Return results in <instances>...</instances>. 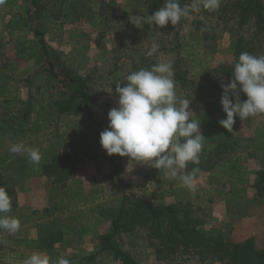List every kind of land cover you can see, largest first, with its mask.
<instances>
[{
	"label": "crops",
	"instance_id": "crops-1",
	"mask_svg": "<svg viewBox=\"0 0 264 264\" xmlns=\"http://www.w3.org/2000/svg\"><path fill=\"white\" fill-rule=\"evenodd\" d=\"M141 1L143 0H39L37 19L33 15L30 17L35 8H31L28 0H5L0 4V175H4V170L11 172L9 178L13 185L7 188V193L11 194L13 200L10 212L5 215L18 218L21 224L19 231L14 234L0 229V264H6L3 261L7 258H14L10 260V264H17L33 251H42L55 261L61 254L62 246H73L66 248L70 251L67 259L71 264H78L79 258L74 257L75 240L68 238V229L65 231L52 227L57 222V208L70 211V205L78 204L77 197L84 192L74 186L77 183L74 179H79L78 175L75 176L76 173H72L77 164L69 174L74 178L68 184L69 187L61 184L60 189L54 185L57 181L51 182V177L41 173L40 163L49 155L62 154L64 143L70 140L68 134L73 129L80 130L81 120L95 124L97 129L99 124L104 129L108 127L107 114L110 109L118 106L115 87L120 83L123 86L128 74L140 68H150L159 62L170 61L174 68L177 95L193 101L191 93L180 87L175 79L178 70L184 71L180 61L184 46L182 42L178 43L175 31L169 30L173 27L144 25L143 29H137L130 23L133 15L143 17L153 14L151 10L137 8L136 4ZM35 29L42 33L46 55ZM170 32L174 34L173 38ZM153 43L159 45L158 51L148 56L147 52ZM49 64L86 83L92 94L89 106L92 120L88 119L85 112L79 113L75 109L68 113L60 112L54 101L62 99L65 89L49 73ZM188 74L189 72L186 73V78L190 81ZM214 109H210V117L214 114ZM190 110L193 112L192 118L201 122L200 131L205 137L202 148L206 152H213L217 140L223 139L218 132L222 126L218 121L209 122L210 118L205 119L204 111H194L192 103ZM65 128L69 130H64ZM99 139L97 134L87 141L84 138L72 141L81 145L89 143L81 170L90 173L93 177L91 182L105 180L104 187L107 188H89L87 194L97 192L103 196L94 202L83 199V203L76 206L81 211L80 217L68 219L76 221L72 224L73 227L87 224V232L94 234L98 247V236L109 231V222L99 215L97 208L106 201V192L111 189V165L107 160V153L105 150L96 152L94 147L98 145ZM18 143L39 149L42 157L39 165L29 163L27 153L9 151L12 145ZM207 146L210 148L207 149ZM253 153L251 151V155ZM249 154L250 148L246 156L249 157ZM241 159L244 160V157ZM117 164L120 166L118 175L134 192L159 182V177L169 178L165 172L149 171V166L135 160H117ZM215 173L219 175L218 181L211 182ZM223 178L226 181V177ZM221 180L218 167L211 172L201 173L194 183H199L200 192L209 194L218 193L221 186L224 187L225 182L222 183ZM49 183L53 189L50 195L46 188ZM225 186L229 191L237 192L230 200L225 198L229 200L228 203H244L245 197L238 194L240 185H237L238 189H231L228 182ZM64 188L66 198H60ZM168 188H173V182H169ZM69 190L71 194H68ZM153 198L154 201L157 200L154 194ZM68 204L69 207L66 206ZM49 217L52 222H48ZM99 223L101 226L105 224V231L100 230ZM241 225L246 226L244 223ZM48 227L61 231L63 241L55 243L50 249H41L37 243L39 235ZM251 237L252 234H245L243 237L233 238L232 242H241ZM98 247L93 253L99 250ZM103 254L105 253L96 256V263ZM73 258L77 259L76 262Z\"/></svg>",
	"mask_w": 264,
	"mask_h": 264
},
{
	"label": "trees",
	"instance_id": "trees-1",
	"mask_svg": "<svg viewBox=\"0 0 264 264\" xmlns=\"http://www.w3.org/2000/svg\"><path fill=\"white\" fill-rule=\"evenodd\" d=\"M31 8H35L31 18L37 19V11L40 8L39 0H28ZM191 3V0H180V4ZM163 5V0H150V9L152 13L157 11ZM206 17L213 11L203 9ZM214 16L220 24H227L232 21L238 32L237 42L233 50V60L228 64L220 65L214 70V79L207 83L193 85L186 78L187 71L178 70L175 74L176 82L180 87H187L193 96L192 107L194 111H204L205 119L210 118V109L220 105L222 89L220 82H229L232 76L234 62L238 59L240 53L249 52L253 55H264V0H231L226 5L220 6ZM173 27V25H170ZM176 33V32H175ZM42 49L45 55L46 49L43 46L42 33L35 29ZM181 68V67H180ZM49 73L65 89L63 97L54 101L61 113H68L72 109L77 112H85L89 120H92L91 110L89 108L92 94L86 83L82 79L68 74L61 68H55L49 64ZM240 99L246 100L247 97L241 94ZM98 125V124H97ZM98 134L104 130L99 124ZM221 138L217 140V146L213 152H206L205 148L199 155V164L188 163L186 172H191L198 168L197 179L203 172H211L214 168L220 169L222 183H229L230 187H236L242 179L240 170L234 166L235 162L241 160V156H235L228 162L223 163L224 154H232L237 147L238 142L233 140L226 133V129L219 128ZM260 139L258 132L255 134ZM255 136V137H256ZM213 141H216L213 138ZM84 147L80 143L67 140L60 156L49 155L45 161L40 163V170L46 177L54 178L57 182H64L69 176L76 164L82 163L86 154L88 144ZM84 149H83V148ZM257 153L264 154V142L256 141L249 146ZM107 160L111 165L109 183L114 194H120L117 204H102L99 206L98 213L109 222V231L98 236V249L95 253L78 259V264H98L95 261L96 256L105 253L119 264H142L133 253L123 247L124 237L134 234L138 229L148 231L149 239L157 244L153 245V250L158 257L165 258L168 262L181 264L185 259L186 264H192L188 259L195 257L194 264H264V250L258 249L254 241L246 239L241 242H231L225 240L221 234H210L200 229L202 220L194 216L195 210L189 202L173 203L165 205H153L149 201L139 198L131 199L125 193L130 187L118 175L120 166L117 160H131L129 157L119 155L109 156ZM220 165L222 168H220ZM158 170L149 168V171ZM227 181H224L223 177ZM219 175L213 174L211 182L218 181ZM177 180L181 182L178 178ZM245 181V180H244ZM254 189L255 198H264V169L256 172V178L251 185ZM0 187L6 189V183L0 178ZM63 241V233L58 230L45 228L41 231L38 240V247L41 249H50L55 243Z\"/></svg>",
	"mask_w": 264,
	"mask_h": 264
},
{
	"label": "rangeland",
	"instance_id": "rangeland-1",
	"mask_svg": "<svg viewBox=\"0 0 264 264\" xmlns=\"http://www.w3.org/2000/svg\"><path fill=\"white\" fill-rule=\"evenodd\" d=\"M227 2H231V0H220V6L226 5ZM136 5L138 9L141 8L143 10H149L150 0H143ZM215 12L216 11L211 12V14L207 17L205 11L203 10H200L199 12H192L188 17L182 18L177 25L173 26L172 29H169L176 32L174 34L178 39V43H183V57L180 60L181 67L189 72L188 77L193 85L212 81L215 76L214 70L220 65L228 64L233 60V50L237 42L238 32L236 31V27L232 21L225 25L220 24L216 19L217 17L214 16ZM4 20L5 19H2V21ZM170 25L171 24L169 23L166 26L170 27ZM174 34L170 32V36H172V38L174 37ZM185 89L187 93L188 91L190 93V90L187 87H185ZM225 118L226 114L222 111V106L220 104L214 109V114L211 115L209 122H216ZM206 128H208V126H206ZM64 130L69 129L65 128ZM75 130L76 129H73V131L69 134L67 133L68 131L65 133L68 134L71 141L78 138H81L82 140L84 138V140L87 141L90 137H95V135L98 134L97 130L99 129H97L95 124H90L81 120L80 130ZM226 132L233 140L238 142L237 144H239V147H237L232 154H224L222 164L228 162L235 156H241V158L242 156L244 157V160L241 159L239 162L237 161L234 164L237 171L240 170V175L242 176V179L237 184L238 186L240 185V192H238V194L245 197V199H243L244 203L237 205L228 203L230 198L237 195V192L226 189L225 185L228 182L227 180V182L224 183V187L221 186L218 193L214 192L208 194L206 192L199 191V183L195 184L196 191L192 192L185 187L182 182H179L177 178H167L165 176L159 177V182L150 184L147 188L140 189L136 192L128 188L125 193L131 199L139 198L145 201L151 200L149 202L155 206L180 202L183 204L185 202H189L193 210H195L194 216L200 218L203 222L200 227L202 231L210 234H221L225 240L231 242L233 238L243 237L245 234H252L253 237H251V239L254 241L255 246L258 249L264 250V198H255L254 189L251 186L256 178V172L264 169V154L257 153L249 147L256 141L264 142V113L256 116H250L243 121H241L239 117H235L233 132H228L227 130ZM257 132L260 139L255 135ZM97 144V146H94L96 148V152L102 151L103 149L101 148V145H99L100 143ZM83 146L85 147L86 145L84 144ZM90 147L92 146L90 145ZM207 147V149L210 148L209 146ZM87 148L86 152H88L89 146ZM249 148L250 154L249 157H247L246 154H248ZM251 151L254 152L252 155ZM83 164L84 163L77 164V167H75L72 171V173H76L75 176L78 175L79 179L71 178L73 177L71 175H69L64 182L60 183H56L53 178L49 179L51 182L56 183L54 184L56 185V188L60 189H62L61 184L69 187L68 184H71V179L76 180L77 183L74 186H77V188H80L82 191L84 190V192L77 197V200H79L78 204L83 203V199H87L88 202H94L98 201L100 196H103V194H99L97 192L94 194H87V190L89 188H93V190L94 188H96V190H99L98 188H107L104 187L106 186L105 180L91 182V178L93 177H91L90 173L87 174V172L81 170V165ZM220 168H222L221 165ZM3 172L4 175H0V178L5 181L6 188H8L13 185L9 178V174H11V172L8 170H4ZM169 182H173V188H168ZM51 186V183L46 185L47 193L49 192V195L53 193ZM74 186H71V188H74ZM231 189H238V187H231ZM62 191L63 193L59 195L60 198H66L67 193L65 188ZM68 194H71L70 190L68 191ZM153 194L155 195L157 202L154 201ZM8 195L12 202L13 199L11 194L8 193ZM119 198L120 194H114L113 189H110V191L106 192V201L103 204L115 205L117 204ZM225 198H228L229 200ZM78 204L70 205V207L69 204L66 205L70 208V211L66 212L63 209L57 208L55 215L57 222L52 225V227H56L61 230L64 229L65 231L68 229V238L71 240L73 238L75 240V245L72 243V245L76 247V255L74 257L81 258L84 257L83 255L93 253L98 246L96 238L93 237L94 234L87 232V229L89 228L87 224L84 225L83 223L80 226L73 227L72 224L76 221H68L69 218H73L75 216H77V218L80 217L81 211L76 207ZM100 206L103 205L101 204ZM86 216L88 217L89 213ZM37 219H39V217H37ZM52 221L53 220H50L49 217L48 222ZM242 222L246 226L241 225L243 224ZM99 224L100 226H98L100 230L105 231V224L102 226L101 223ZM77 238L79 239L77 240ZM152 244L154 245L157 243L153 242L152 239H149L148 231L145 229L136 230L134 234L124 237L122 241L123 247L133 253L134 257H136V259L142 264H174L168 262L163 257H158L153 250ZM70 247L73 246H62L59 257L67 259L70 251L66 248ZM76 258H73L74 260H72L76 262ZM11 259H4L3 262L10 264ZM24 260L21 258L17 264H23ZM188 260L192 264L196 263L195 257ZM97 262L98 264H119L107 254L101 255ZM186 263L185 259L181 262V264ZM210 264L218 263L214 262Z\"/></svg>",
	"mask_w": 264,
	"mask_h": 264
},
{
	"label": "clouds",
	"instance_id": "clouds-1",
	"mask_svg": "<svg viewBox=\"0 0 264 264\" xmlns=\"http://www.w3.org/2000/svg\"><path fill=\"white\" fill-rule=\"evenodd\" d=\"M5 0H0L3 4ZM203 9L216 11L220 0H164L163 6L147 16L133 15L130 23L137 29L144 25L164 27L177 25L182 18ZM153 43L148 56L158 51ZM229 82H220V104L226 114L218 123L233 132L235 117L241 121L264 113V55L245 51L234 62ZM123 86L117 84L115 93L118 106L109 110L108 127L99 133V143L109 156L129 157L140 164L163 171L169 178H178L190 191L195 192L194 168L186 172L189 162L199 164L205 137L200 131L201 122L192 118V99L177 95L174 68L170 61L159 62L150 68H140L125 77ZM244 94L247 99L241 100ZM12 153H27L29 163L39 165V149L23 143L14 144ZM11 210V200L5 188L0 187V229L14 234L21 224L18 218L5 215ZM23 264H71L64 258L55 261L42 251H33Z\"/></svg>",
	"mask_w": 264,
	"mask_h": 264
}]
</instances>
